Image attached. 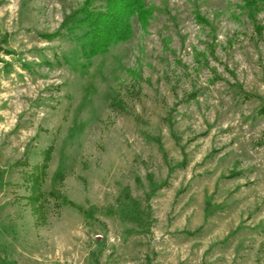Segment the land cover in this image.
Wrapping results in <instances>:
<instances>
[{"label": "rangeland", "instance_id": "rangeland-1", "mask_svg": "<svg viewBox=\"0 0 264 264\" xmlns=\"http://www.w3.org/2000/svg\"><path fill=\"white\" fill-rule=\"evenodd\" d=\"M87 1L0 0V264H264V0Z\"/></svg>", "mask_w": 264, "mask_h": 264}, {"label": "trees", "instance_id": "trees-1", "mask_svg": "<svg viewBox=\"0 0 264 264\" xmlns=\"http://www.w3.org/2000/svg\"><path fill=\"white\" fill-rule=\"evenodd\" d=\"M102 1L103 9L96 10L91 8L92 0H88L87 5L77 10L69 20L76 22L75 27H87L83 34L87 41L82 45V49L89 57L106 52L110 46L119 42L129 40L133 34L134 18L145 22L151 15L146 0ZM257 27L258 30L261 29L260 25ZM162 184L151 183L152 192Z\"/></svg>", "mask_w": 264, "mask_h": 264}]
</instances>
